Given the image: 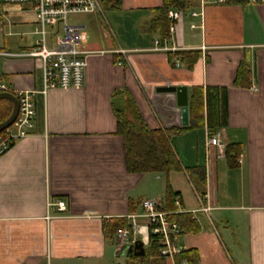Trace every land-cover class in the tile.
<instances>
[{
  "label": "crops",
  "instance_id": "crops-1",
  "mask_svg": "<svg viewBox=\"0 0 264 264\" xmlns=\"http://www.w3.org/2000/svg\"><path fill=\"white\" fill-rule=\"evenodd\" d=\"M8 6L0 3V50L28 51L38 38L35 15L29 6L15 5L17 22L9 32L3 19L14 17ZM161 6L162 0H122L120 10L68 22L84 34L81 47L89 52L79 90L56 89L43 97L32 60L0 61V80L13 92H38L29 135L0 157V264H120L113 225L129 224L145 199L162 209L167 182L182 211L199 210V194L184 171L194 167L205 171L202 198L210 210L196 212L199 230H180L175 244L195 250L199 264H264V5L199 2L182 11L179 22L168 17L164 39L151 29ZM182 52L199 54L192 69ZM243 61L251 71L247 89L233 86ZM178 86L187 88L188 98L194 87L227 90V126L218 133L222 145L240 146L235 168L208 144L204 124L170 139L183 171L168 177L128 172L114 95L130 119L140 116L150 130L166 132L182 127L181 113L175 94L157 89ZM58 200L65 210H49L48 203ZM49 213L54 218L47 221ZM136 223L144 227L146 220ZM148 264L173 262L151 256Z\"/></svg>",
  "mask_w": 264,
  "mask_h": 264
},
{
  "label": "built area",
  "instance_id": "built-area-1",
  "mask_svg": "<svg viewBox=\"0 0 264 264\" xmlns=\"http://www.w3.org/2000/svg\"><path fill=\"white\" fill-rule=\"evenodd\" d=\"M248 4L258 6L264 5V0H246ZM200 5L204 6L208 0H199ZM217 4H224L225 0H215ZM6 5L29 6L34 13L37 24V40L25 52H10L0 50L1 60H19L30 59L40 70L42 76V89L39 92L46 97L51 90H79L84 85V72L87 66V55L89 52L82 49L81 45L85 41V36L81 30L68 24L70 15H86L93 13H102L101 0H4ZM192 16H197L192 13ZM183 12L174 10L168 12V17L173 22H179L182 19ZM2 15L0 13V26ZM61 26L63 35L54 37L55 42L52 48L49 47L50 36H55L56 27ZM55 28L50 31V29ZM193 28V27H192ZM175 27L170 28L174 31ZM250 90L255 91L251 86ZM0 93H10L18 101V113L14 122L0 133V157L3 156L19 139L29 135L33 127L35 117L33 98L36 91H18L13 92L11 86L4 84L0 80ZM208 144L215 146L221 153H224L225 146L220 142V134L208 133ZM200 202L199 210L184 212L180 209L178 199L174 203L177 207L175 212L165 211L160 208L157 200L145 199L139 204L141 213L139 215H129V224L126 228H120L116 231V240L121 245L124 243H133L136 240L141 241L144 246L155 241L159 246L158 257L169 258L173 264H178L175 258L183 251L174 240L179 235L180 228L173 220L175 215L189 214L193 221H196V212L207 214L210 210L203 204V198L198 197ZM56 207L57 211L65 210L63 201L48 203L49 210ZM54 217L49 214L46 220L50 221ZM137 218L146 220L144 227L136 223ZM179 264H186L181 261Z\"/></svg>",
  "mask_w": 264,
  "mask_h": 264
},
{
  "label": "trees",
  "instance_id": "trees-1",
  "mask_svg": "<svg viewBox=\"0 0 264 264\" xmlns=\"http://www.w3.org/2000/svg\"><path fill=\"white\" fill-rule=\"evenodd\" d=\"M122 0H101L102 10L117 11L121 8ZM246 0H225V4H236L244 6ZM199 5V0H162V6L157 9V16L151 22V29L160 33L161 39L168 36V19L170 10H190ZM150 29V30H151ZM171 54H168L172 60ZM182 61L188 69H192L197 61V52H182ZM251 85V71L247 62L239 64L233 86L239 88H249ZM118 94L113 97L115 117L117 120V134L124 142V152L126 167L129 173L164 175L168 177L171 172L183 171V167L175 151L171 146L172 136L191 129H198L206 126L209 134L218 133L227 126V90L225 88H202L191 89L188 98L189 124L186 127L170 129L163 132L160 129L150 130L140 116L131 117L126 114L123 105H116ZM12 103L7 100L0 101V123L4 122L12 112ZM241 154L238 144H228L224 148V156L230 167L237 166V159ZM191 180L199 196H205V171L203 168L194 167L184 169ZM177 194L173 193L170 184L166 185L165 196L162 200V210L174 211V199ZM173 220L179 225L181 232H197L198 226L191 219L189 214L175 215ZM128 227L124 220L114 224L112 231ZM106 232V231H105ZM159 246L155 241L150 242L146 247V256L140 261L139 258H130L129 264H148L151 256H158ZM176 263L185 261L186 264H199V258L195 250H183L176 258Z\"/></svg>",
  "mask_w": 264,
  "mask_h": 264
},
{
  "label": "water",
  "instance_id": "water-1",
  "mask_svg": "<svg viewBox=\"0 0 264 264\" xmlns=\"http://www.w3.org/2000/svg\"><path fill=\"white\" fill-rule=\"evenodd\" d=\"M157 92L159 93H172L175 94L177 107L180 109L181 113V126L186 127L189 124L188 116V91L184 86L178 87H163L158 88ZM7 100L12 103V112L10 116L2 123H0V133L8 128L15 120L18 113V101L17 99L9 93H0V101ZM116 256H126L128 261L126 264H129L130 258H139L142 261L146 256V250L144 244L136 240L131 244H121L120 247L115 252Z\"/></svg>",
  "mask_w": 264,
  "mask_h": 264
},
{
  "label": "rangeland",
  "instance_id": "rangeland-1",
  "mask_svg": "<svg viewBox=\"0 0 264 264\" xmlns=\"http://www.w3.org/2000/svg\"><path fill=\"white\" fill-rule=\"evenodd\" d=\"M0 3L1 4H4V0H0ZM7 10V12H8V14H10V15H12L14 18H13V20H11L10 19V17H6V16H4V19H3V21H4V23L8 26V28H7V31H9V28H10V23L12 22V21H14V23H16L17 22V19L15 18V16L13 15L14 13H16L17 11H18V8L15 6V5H10V6H8V8L6 9ZM104 16H106V19L108 18V14L107 13H104ZM83 18H85V15H70L69 17H68V22L71 24V23H73V22H77V21H79V20H82ZM109 20V19H108ZM55 28H52V29H50V31H52V30H54ZM9 32H11V31H9ZM63 35V31H62V28H61V26H58V27H56V34H55V36L54 37H61ZM9 39V38H8ZM12 39H17V38H12ZM12 39H9V40H12ZM3 42V40H2V37H1V34H0V43H2ZM152 193L156 196H158V192L157 191H152ZM219 228H221L220 226H219ZM220 232H221V229H220ZM127 257L124 255V256H121V257H118V262L120 263V264H124V259H126ZM169 259V258H168ZM127 260V259H126ZM128 261V260H127ZM169 261H170V259H169Z\"/></svg>",
  "mask_w": 264,
  "mask_h": 264
}]
</instances>
